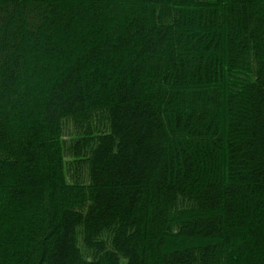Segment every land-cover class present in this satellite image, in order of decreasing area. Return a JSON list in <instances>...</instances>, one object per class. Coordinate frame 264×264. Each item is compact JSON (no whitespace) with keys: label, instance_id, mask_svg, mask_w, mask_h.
Listing matches in <instances>:
<instances>
[{"label":"trees","instance_id":"obj_1","mask_svg":"<svg viewBox=\"0 0 264 264\" xmlns=\"http://www.w3.org/2000/svg\"><path fill=\"white\" fill-rule=\"evenodd\" d=\"M0 264H264V0H0Z\"/></svg>","mask_w":264,"mask_h":264}]
</instances>
